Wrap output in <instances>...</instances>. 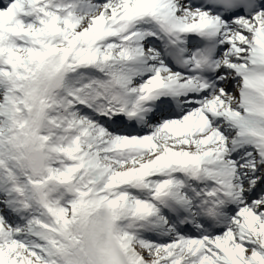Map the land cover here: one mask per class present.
Returning a JSON list of instances; mask_svg holds the SVG:
<instances>
[{"label": "snow or ice", "instance_id": "snow-or-ice-1", "mask_svg": "<svg viewBox=\"0 0 264 264\" xmlns=\"http://www.w3.org/2000/svg\"><path fill=\"white\" fill-rule=\"evenodd\" d=\"M0 264H264V0H0Z\"/></svg>", "mask_w": 264, "mask_h": 264}]
</instances>
